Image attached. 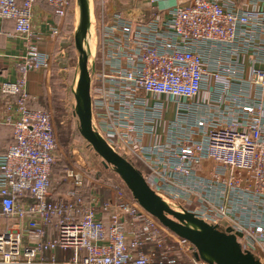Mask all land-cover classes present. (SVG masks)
Here are the masks:
<instances>
[{
	"label": "built area",
	"instance_id": "obj_1",
	"mask_svg": "<svg viewBox=\"0 0 264 264\" xmlns=\"http://www.w3.org/2000/svg\"><path fill=\"white\" fill-rule=\"evenodd\" d=\"M45 1L61 19L50 34L58 38L76 0ZM164 1L136 0L98 27L93 128L145 166L170 208L230 230L264 264V0ZM36 2L0 0V20L14 21L25 43L20 77L1 85L14 142L0 155V264H178L166 254L152 262L174 237L125 188L104 199L70 171L54 197V118L31 109L25 91L27 74L49 70L54 56L34 30Z\"/></svg>",
	"mask_w": 264,
	"mask_h": 264
},
{
	"label": "rangeland",
	"instance_id": "obj_2",
	"mask_svg": "<svg viewBox=\"0 0 264 264\" xmlns=\"http://www.w3.org/2000/svg\"><path fill=\"white\" fill-rule=\"evenodd\" d=\"M127 1L130 0H90L92 26L90 29L91 33L87 39V48L92 51L93 55L96 52L95 39L99 34V28L103 23L109 21L117 11L120 10L122 13H126ZM74 12L73 17H75V20L72 28L64 30L63 39L61 37L60 43H55L52 63V71H54L55 76L52 78L51 83V105L42 109V111L52 113L57 133L58 162L53 167L52 188L63 194L67 189L64 179L65 175L67 172L76 171L85 178L84 181L88 191L96 190L104 199L115 200L117 198V190L126 186L113 168H105L103 166L102 159L81 136L79 119L75 114L77 80L79 76V55L74 45V31L78 21L77 5ZM56 76L60 77V82ZM131 161L140 168L142 167V170L145 168L141 162ZM171 207L174 210L179 209L174 206ZM168 232L174 238L170 237L158 254L157 249L155 253L153 252V263L160 261V258L165 254L168 259H174L179 264L207 263L198 258L197 250H192L189 248L190 245L187 244L180 245L178 237L172 232Z\"/></svg>",
	"mask_w": 264,
	"mask_h": 264
},
{
	"label": "water",
	"instance_id": "obj_3",
	"mask_svg": "<svg viewBox=\"0 0 264 264\" xmlns=\"http://www.w3.org/2000/svg\"><path fill=\"white\" fill-rule=\"evenodd\" d=\"M78 21L74 31V45L78 52L79 76L77 80L76 116L80 134L102 159L105 168H113L125 186L150 215L177 237L189 242L197 250L198 258L208 264H261L251 253L243 252L236 237L203 222L191 213H181L170 208L147 184L142 172L133 163L114 151L94 130L91 101L90 61L88 35L91 27L90 0H76ZM192 221L202 230L190 228ZM211 256V259L205 257Z\"/></svg>",
	"mask_w": 264,
	"mask_h": 264
},
{
	"label": "crops",
	"instance_id": "obj_4",
	"mask_svg": "<svg viewBox=\"0 0 264 264\" xmlns=\"http://www.w3.org/2000/svg\"><path fill=\"white\" fill-rule=\"evenodd\" d=\"M136 0H130L126 2V9L133 8ZM145 3H139L144 5ZM175 3L173 0H167L161 2L160 8L171 7ZM159 9L155 8L149 11L145 19L152 17L154 13H158ZM117 12H120L117 11ZM75 14L74 10L72 12ZM131 16L138 17V11L132 12ZM168 17L166 16L165 19ZM75 20V17H74ZM33 27L37 33H40V47L48 52L54 54L55 43H60V39H63L64 27L67 23V19L63 23V27L60 29V36L58 38L51 37V28L59 27L61 19L56 17L49 9L45 0H37L33 10ZM99 33V32H98ZM25 53L24 40L15 33V23L12 20H0V155L8 148L13 142L12 127L5 123L7 104L11 100H7L1 93V85L6 81L16 82L20 77L17 63L19 58ZM53 67V66H52ZM43 71H32L27 74L25 91L28 94V106L34 110H42L45 106L51 105L50 93L52 78L55 76L53 68ZM59 80V76H56ZM62 81V79H61ZM62 83V82H61ZM50 100V103H49ZM77 102V101H76ZM47 103V104H46ZM167 118L171 120L173 114L170 112L167 114ZM55 123V122H54ZM141 164V163H140ZM143 166V165H142ZM145 167V166H144ZM145 173V168L142 170ZM54 197L60 195L58 191L53 190Z\"/></svg>",
	"mask_w": 264,
	"mask_h": 264
},
{
	"label": "trees",
	"instance_id": "obj_5",
	"mask_svg": "<svg viewBox=\"0 0 264 264\" xmlns=\"http://www.w3.org/2000/svg\"><path fill=\"white\" fill-rule=\"evenodd\" d=\"M74 14L73 13H71V14H69L68 15V17H67V23H66V25H65V27H64V30H70V28H72V26H73V22H74ZM12 131H13V128H12ZM13 142H14V139H13ZM13 142L11 143V145L13 144ZM10 146V145H9ZM9 146H8V148H9ZM8 148H6V150L3 152V153H5L6 151H7V149ZM134 166L138 169V170H140L141 171V169H140V167L139 166H137L136 165V163L134 164ZM142 172V171H141ZM65 188V187H64ZM68 188V187H67ZM128 192H129V190L127 189V187H124ZM67 190V189H66ZM130 193V192H129ZM158 252H159V250H157V254H158ZM179 264V263H178Z\"/></svg>",
	"mask_w": 264,
	"mask_h": 264
},
{
	"label": "bare ground",
	"instance_id": "obj_6",
	"mask_svg": "<svg viewBox=\"0 0 264 264\" xmlns=\"http://www.w3.org/2000/svg\"><path fill=\"white\" fill-rule=\"evenodd\" d=\"M185 224L187 226H189L190 228H192V229H195V230H198V231L202 230V228L198 224L193 223L192 221H187ZM205 257L208 258V259H211V256L208 255V254H205Z\"/></svg>",
	"mask_w": 264,
	"mask_h": 264
}]
</instances>
